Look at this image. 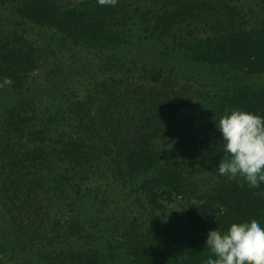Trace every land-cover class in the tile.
I'll return each mask as SVG.
<instances>
[{"label": "rangeland", "instance_id": "rangeland-1", "mask_svg": "<svg viewBox=\"0 0 264 264\" xmlns=\"http://www.w3.org/2000/svg\"><path fill=\"white\" fill-rule=\"evenodd\" d=\"M53 1L63 11L90 10L91 19L108 20L110 29L97 40L73 38L27 17L32 0H0V33L28 36L31 50L13 87L0 75V264H146L132 244L145 240L159 215L176 238L174 232L190 224L193 200L217 175L219 160L186 158L184 186L170 194L156 188L163 210H155L144 196L151 168L129 172L123 161L136 147L127 136L129 121L118 123L108 114L92 126L80 106L90 110L98 103L123 116L133 107L127 112L132 121L147 112L159 115V109L164 115L174 110L158 105L148 110L145 103L142 111L123 87L139 86L153 95L149 86L173 84L178 93L170 97L181 98L170 113L175 118L169 129L176 136L158 133L150 142L161 154L172 153L179 138L189 144L182 131L195 123L184 115L207 108L209 99L233 86H264V71L245 67L229 74L192 56L206 50L207 37L264 27V0ZM13 119L21 120L20 126L6 124ZM79 251L94 260H77L83 256Z\"/></svg>", "mask_w": 264, "mask_h": 264}, {"label": "trees", "instance_id": "trees-1", "mask_svg": "<svg viewBox=\"0 0 264 264\" xmlns=\"http://www.w3.org/2000/svg\"><path fill=\"white\" fill-rule=\"evenodd\" d=\"M28 8L26 15L31 20L40 25L50 24L73 38L97 40L107 34L104 31L105 28L110 29L108 20L99 18L98 15H95V19H91L90 10L63 11L61 6L53 0H32ZM28 40V36L15 34V32L0 33V75L2 77H10L13 81L20 67L29 64L31 50H26ZM204 41L207 48L203 53H196L197 51L193 53L192 56L196 59L223 66L229 74L234 71H243L245 67L250 71H264V27L252 28L250 31L241 29L217 34L216 37H207ZM248 55L251 57L250 61H247ZM161 84L163 86L154 84L149 86L153 95L149 92L148 95L147 92L143 93L142 89L138 90L139 86H130L131 91H129L127 84L124 85L125 90L122 93L129 94L134 101H137L142 111L145 103H148V110H151L153 105H158L164 106L167 111L175 112L174 106H181V98L175 99L177 104L170 96H175L178 91L173 84L165 82ZM88 99L93 100L91 97ZM209 101L210 106L205 109L199 106L197 113L194 115L192 113L193 116L184 115L186 122L195 123L190 127V131H182L188 132L189 144L179 138L177 142L172 141L174 143L172 153L167 150L163 154L159 152V149L154 148L150 139L158 133H161L163 138L166 134L176 136V132L169 129L174 122V112L163 115L162 110L159 109V115H150L151 113L147 112L146 116L144 113L138 117V121H132L134 119L129 117L127 112L133 107L128 108L124 116L123 111L117 113L116 110L105 109V106L100 108L98 103L96 106L91 104L90 110L83 106H80V109L87 110L88 122H91L92 126L100 124L102 116L108 114L118 123L123 119L129 121L127 136L134 137L136 147L124 154L123 161L129 172L144 170L148 166L151 168L152 172H148L144 182L146 188L144 196L153 209L163 210L157 202L155 190L159 188L170 194L184 186L181 177L184 170L182 165L186 158L195 156L202 161L215 163L214 161L226 155L221 138L218 137L219 131L215 127L218 118L225 113L226 107L227 110L240 108L264 119V86L253 88L243 83L233 86L231 91L226 90L217 100L211 98ZM76 102L79 101L76 100ZM80 109L76 108V118L82 121L83 117L78 114V112L81 113ZM8 117L13 118L10 114ZM153 119L156 121L153 122ZM12 121L6 124L12 127L20 126L21 120ZM204 169L210 171L212 167L205 166ZM159 216L153 221L150 231L144 235L145 240L132 244L136 254L144 255L146 264H203V261L211 255L205 247L206 233L210 229L220 226L222 231H227L233 224L253 220L264 225V185L259 189L250 190L240 179H231L227 175H215L209 185L195 196L188 216L190 224H185L181 233L175 231L176 238L172 233L173 227L163 215ZM70 254H66L68 259H72ZM79 254L83 256L75 257L77 260L85 259L83 262L86 263L94 260V256L88 255V252L79 251Z\"/></svg>", "mask_w": 264, "mask_h": 264}, {"label": "clouds", "instance_id": "clouds-1", "mask_svg": "<svg viewBox=\"0 0 264 264\" xmlns=\"http://www.w3.org/2000/svg\"><path fill=\"white\" fill-rule=\"evenodd\" d=\"M3 83L12 80L5 77ZM215 127L226 154L215 168L217 174L240 179L250 190L259 189L264 185V119L233 108L220 116ZM205 247L211 255L203 264H264V225L253 220L233 224L227 231L220 226L210 229Z\"/></svg>", "mask_w": 264, "mask_h": 264}]
</instances>
